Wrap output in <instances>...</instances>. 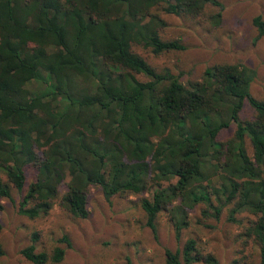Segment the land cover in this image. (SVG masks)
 Returning <instances> with one entry per match:
<instances>
[{"label":"trees","instance_id":"1","mask_svg":"<svg viewBox=\"0 0 264 264\" xmlns=\"http://www.w3.org/2000/svg\"><path fill=\"white\" fill-rule=\"evenodd\" d=\"M223 8L221 0H0V211L16 189L19 212L31 219L56 204L87 218L91 188L101 186L108 199L142 194L152 231L167 211L180 239L198 204L217 217L232 204V215L256 217L249 232L260 244L257 264H264V99L252 93L256 70L221 62L199 79L182 80L181 72L159 70L135 50L159 56L186 48L163 37L167 21L158 9L216 27ZM252 23L257 39L264 37V16ZM35 81L47 90L31 91ZM246 104L250 118L242 115ZM222 168V184L210 183ZM172 176L176 183L163 187ZM2 229L0 222V257ZM40 234H31L24 257L62 262L63 247L37 249ZM62 241L70 244L67 235ZM217 262L193 237L182 249L165 250L166 264Z\"/></svg>","mask_w":264,"mask_h":264},{"label":"rangeland","instance_id":"2","mask_svg":"<svg viewBox=\"0 0 264 264\" xmlns=\"http://www.w3.org/2000/svg\"><path fill=\"white\" fill-rule=\"evenodd\" d=\"M221 1L224 4L223 23L216 27L210 26L204 18L178 16L158 9L167 21L163 37L180 39L186 45L184 50L159 56L143 46H135V50L159 70L165 67L177 74L181 72L182 80L199 79L205 68L214 63H243L256 70L252 93L264 99V37L257 39L258 31L252 23L254 16H264V0ZM209 9L211 12L218 10L213 6H208ZM41 74L42 79L47 77L46 72L41 71ZM28 88L36 93L47 90L43 81H35ZM242 115L253 116L248 104ZM235 128L234 123L222 137L231 135ZM248 148L253 155L252 143ZM226 173L223 168L218 173H211L209 182L220 186ZM0 176L5 178L1 170ZM27 176L29 184L32 172L27 171ZM176 181L177 177L172 176L162 184L167 188ZM151 190L145 195L150 197L154 188ZM21 195L13 189V198L3 200L0 222L5 254L0 257V264H33L21 250L30 244L34 231L41 233L38 250L52 252L55 246L66 250L65 259L57 264H166L165 250L182 249L191 237L197 240L203 253L216 256V264H257L261 260L260 244L249 232L256 217L245 211L232 215V204L223 207L219 217L214 208L198 204L190 211L189 226L177 239L167 211L159 214L156 233L148 226L147 215L141 206L142 194H117L108 199L101 186H93L88 198L90 214L87 218L77 217L56 204L48 215L34 219L19 212ZM65 235L70 244L62 241Z\"/></svg>","mask_w":264,"mask_h":264}]
</instances>
